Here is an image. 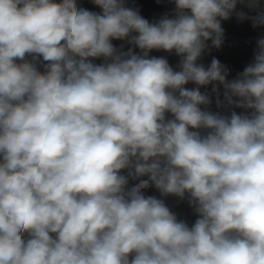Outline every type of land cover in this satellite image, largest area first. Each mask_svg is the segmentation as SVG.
<instances>
[{
    "label": "clouds",
    "instance_id": "obj_1",
    "mask_svg": "<svg viewBox=\"0 0 264 264\" xmlns=\"http://www.w3.org/2000/svg\"><path fill=\"white\" fill-rule=\"evenodd\" d=\"M169 2L0 0V264H264V0Z\"/></svg>",
    "mask_w": 264,
    "mask_h": 264
},
{
    "label": "water",
    "instance_id": "obj_2",
    "mask_svg": "<svg viewBox=\"0 0 264 264\" xmlns=\"http://www.w3.org/2000/svg\"><path fill=\"white\" fill-rule=\"evenodd\" d=\"M127 2L131 7L139 8L140 14L150 22L158 19L166 12H171L174 8L169 0H159V2L158 0H127ZM78 4L89 9L94 8L90 0H78ZM222 27L225 30L223 46L220 49H212L211 53H205L201 62L207 65L213 57L219 59L221 63L229 67L230 75L228 78L233 79L238 72L243 71L244 67L251 62L256 40L264 36V28L253 29L251 21L240 22L235 17L222 21ZM113 43L119 46L121 42L114 41ZM150 55L167 56L173 66L178 63L179 59L174 54L169 55L164 52L153 51ZM99 62L97 61V63ZM188 87H192V85H188ZM237 111L240 110L237 109ZM146 193L159 196L155 189H148ZM165 202L178 214L179 218L187 220L189 224L195 221L196 217L186 201H180L178 198L170 196L166 198Z\"/></svg>",
    "mask_w": 264,
    "mask_h": 264
}]
</instances>
